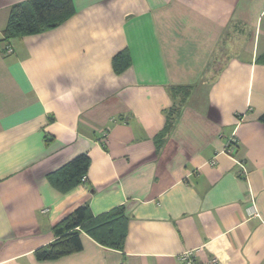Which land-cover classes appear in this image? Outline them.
<instances>
[{
    "label": "crops",
    "instance_id": "1",
    "mask_svg": "<svg viewBox=\"0 0 264 264\" xmlns=\"http://www.w3.org/2000/svg\"><path fill=\"white\" fill-rule=\"evenodd\" d=\"M24 1L0 0V264H264V0H74L61 25L3 40ZM80 154L84 181L59 191L48 175ZM85 203L125 209L124 249L83 233L38 259Z\"/></svg>",
    "mask_w": 264,
    "mask_h": 264
},
{
    "label": "trees",
    "instance_id": "2",
    "mask_svg": "<svg viewBox=\"0 0 264 264\" xmlns=\"http://www.w3.org/2000/svg\"><path fill=\"white\" fill-rule=\"evenodd\" d=\"M76 12L74 0H28L11 7L4 28V38L12 39L53 29ZM261 60L264 61V55ZM116 71H123L130 64L127 50L113 58ZM264 121V114L261 116ZM90 157L80 154L70 162L50 173L51 184L61 192H68L84 181ZM53 231L55 239L47 246L37 249L40 260H54L83 249V233L88 234L99 244L123 250L128 235V216L123 207L96 216L88 203L78 206L73 212L57 222ZM124 264V263H121Z\"/></svg>",
    "mask_w": 264,
    "mask_h": 264
},
{
    "label": "built area",
    "instance_id": "3",
    "mask_svg": "<svg viewBox=\"0 0 264 264\" xmlns=\"http://www.w3.org/2000/svg\"><path fill=\"white\" fill-rule=\"evenodd\" d=\"M9 50L12 51V48L9 47ZM236 142H237V140L235 137L231 138L228 141L227 147L225 148L224 152L226 154H229L230 156H232L234 153V147L236 145ZM84 179H85V177H84ZM247 212H248V216H250V217H260V213H259V211H258V209L254 203L252 204V206H250L247 209ZM195 257H196L195 250H186L179 255V259L182 262V264H199ZM210 261L213 264H218V262H219L218 259L215 257L211 258Z\"/></svg>",
    "mask_w": 264,
    "mask_h": 264
}]
</instances>
